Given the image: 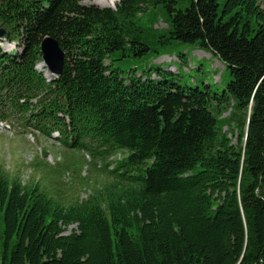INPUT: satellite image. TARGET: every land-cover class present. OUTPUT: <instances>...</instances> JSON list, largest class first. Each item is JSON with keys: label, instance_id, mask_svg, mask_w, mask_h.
Instances as JSON below:
<instances>
[{"label": "trees", "instance_id": "1", "mask_svg": "<svg viewBox=\"0 0 264 264\" xmlns=\"http://www.w3.org/2000/svg\"><path fill=\"white\" fill-rule=\"evenodd\" d=\"M83 1L0 0V30L22 49L0 50V115L94 158L124 157L70 204L0 169V264H264V0L185 11L177 0ZM158 7L171 24L157 42L216 57L231 76L222 93L181 85L173 66L125 76L116 65L164 55L137 25ZM46 37L65 53L53 82L37 70ZM231 105L237 144L214 115Z\"/></svg>", "mask_w": 264, "mask_h": 264}, {"label": "rangeland", "instance_id": "2", "mask_svg": "<svg viewBox=\"0 0 264 264\" xmlns=\"http://www.w3.org/2000/svg\"><path fill=\"white\" fill-rule=\"evenodd\" d=\"M177 1L179 10L185 11L191 5V0ZM83 4L112 9L117 6H111V0H84ZM170 24L169 16L163 7L152 9L140 17L137 25L143 30V42L152 48L162 49L164 55L154 59L155 54H153L142 62L123 58L117 61L116 65L124 70L125 76L134 68L144 72L153 67L156 68L154 69L156 72L157 68L166 70L169 66H173L168 69L172 70L173 78L181 85L202 87L205 83L211 85L215 92L222 93L231 76L216 57L205 50L185 49L179 45L163 48L164 45L157 42L158 39L160 41L159 36L168 35ZM0 49L15 50L18 53L21 51L19 44L5 40L0 41ZM181 54L187 55V58ZM186 62L189 66L185 64ZM39 65L37 69L42 72ZM153 77L155 78V75ZM234 114L238 115L234 105L220 113L214 111L222 135L231 139L233 144H237L243 118L238 117L240 121H236L233 118ZM220 140L221 136L218 145ZM115 153L107 157L94 158L87 151L68 149L58 141L42 136L33 129H22L13 122L0 123V169L10 175L19 176L24 183L39 180L51 196L67 204L86 198L112 179L110 171L115 168L116 161L124 157V152ZM107 165H109L108 169ZM3 232L4 223L0 214V249Z\"/></svg>", "mask_w": 264, "mask_h": 264}, {"label": "water", "instance_id": "3", "mask_svg": "<svg viewBox=\"0 0 264 264\" xmlns=\"http://www.w3.org/2000/svg\"><path fill=\"white\" fill-rule=\"evenodd\" d=\"M4 31H0V37L4 35ZM42 58L51 73L60 75L65 53L59 46L57 40L52 37H46L41 44Z\"/></svg>", "mask_w": 264, "mask_h": 264}, {"label": "bare ground", "instance_id": "4", "mask_svg": "<svg viewBox=\"0 0 264 264\" xmlns=\"http://www.w3.org/2000/svg\"><path fill=\"white\" fill-rule=\"evenodd\" d=\"M119 0H111V6H115L117 5V2ZM39 69L44 72V75L47 77V79H52L54 76L50 73V71L48 70V67L46 66V64L44 62H41L39 65Z\"/></svg>", "mask_w": 264, "mask_h": 264}]
</instances>
